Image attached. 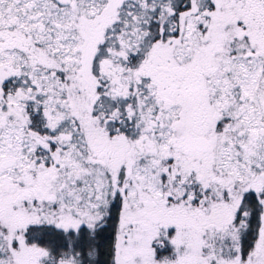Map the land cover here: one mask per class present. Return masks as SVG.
Returning a JSON list of instances; mask_svg holds the SVG:
<instances>
[{
	"label": "snow or ice",
	"instance_id": "snow-or-ice-1",
	"mask_svg": "<svg viewBox=\"0 0 264 264\" xmlns=\"http://www.w3.org/2000/svg\"><path fill=\"white\" fill-rule=\"evenodd\" d=\"M0 264H264V0H0Z\"/></svg>",
	"mask_w": 264,
	"mask_h": 264
}]
</instances>
